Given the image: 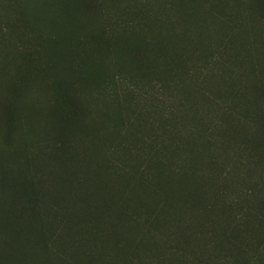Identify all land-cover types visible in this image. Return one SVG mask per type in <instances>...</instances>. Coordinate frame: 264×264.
I'll list each match as a JSON object with an SVG mask.
<instances>
[{"label": "trees", "instance_id": "16d2710c", "mask_svg": "<svg viewBox=\"0 0 264 264\" xmlns=\"http://www.w3.org/2000/svg\"><path fill=\"white\" fill-rule=\"evenodd\" d=\"M0 264H264V0H0Z\"/></svg>", "mask_w": 264, "mask_h": 264}]
</instances>
